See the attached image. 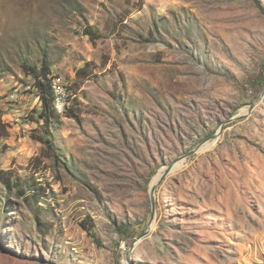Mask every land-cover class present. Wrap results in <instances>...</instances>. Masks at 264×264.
Instances as JSON below:
<instances>
[{"label":"rangeland","instance_id":"rangeland-1","mask_svg":"<svg viewBox=\"0 0 264 264\" xmlns=\"http://www.w3.org/2000/svg\"><path fill=\"white\" fill-rule=\"evenodd\" d=\"M263 89L264 0H0V264H264V97L138 239Z\"/></svg>","mask_w":264,"mask_h":264},{"label":"trees","instance_id":"trees-1","mask_svg":"<svg viewBox=\"0 0 264 264\" xmlns=\"http://www.w3.org/2000/svg\"><path fill=\"white\" fill-rule=\"evenodd\" d=\"M86 34H90L91 31L89 28L85 29ZM27 72L32 76L33 86L40 100V112L37 114L38 118L43 119L48 125L51 121L54 120L55 110L53 108L52 102V88H51V70L49 65L42 63L38 68L37 67H28L26 68ZM83 71V68H80L78 72ZM1 119V112H0ZM123 225H119L118 230L121 232ZM122 233V232H121Z\"/></svg>","mask_w":264,"mask_h":264},{"label":"water","instance_id":"water-1","mask_svg":"<svg viewBox=\"0 0 264 264\" xmlns=\"http://www.w3.org/2000/svg\"><path fill=\"white\" fill-rule=\"evenodd\" d=\"M264 97V89L262 90L261 92V95L256 99L254 100L253 102H251L249 105H248V108L246 110V112L244 113H239V114H236L235 116L229 118L228 120H226L219 128V130L212 134L208 139H217L219 137V135L221 134L222 130H223V126L224 124L226 123H229V122H232L234 120H240V119H244L246 117H248L252 110L255 108V106L261 101V99ZM202 146V143H199L198 145H196L194 148L190 149L189 151L187 152H184L182 154H180L177 158H175L173 161H171L169 164H167V166L162 170V172H160L157 176H156V179L152 182V184L150 185V189H149V195H150V200H151V215H150V222L149 224L147 225V228L139 235L138 239L142 238L143 236L147 235L149 229H150V223L152 222V219H153V214H154V204H155V198H154V194H155V190L157 189V187L161 184V182L164 180V178L168 175V173H170L173 169H175V165L176 163L182 161L193 155L194 153L200 151V148ZM134 245V242L130 244V246L128 247V249H132ZM127 251V259L130 261L129 259V254H128V250Z\"/></svg>","mask_w":264,"mask_h":264},{"label":"built area","instance_id":"built-area-1","mask_svg":"<svg viewBox=\"0 0 264 264\" xmlns=\"http://www.w3.org/2000/svg\"><path fill=\"white\" fill-rule=\"evenodd\" d=\"M51 88H52V102L55 111L61 112L65 106L64 89L65 87L60 83V80L54 76H51Z\"/></svg>","mask_w":264,"mask_h":264},{"label":"bare ground","instance_id":"bare-ground-1","mask_svg":"<svg viewBox=\"0 0 264 264\" xmlns=\"http://www.w3.org/2000/svg\"><path fill=\"white\" fill-rule=\"evenodd\" d=\"M216 141V139H214L212 142L209 141L207 142L208 144L206 145V143L204 145L201 146L200 150H204V149H209L213 144L214 142ZM183 165V162L180 161L178 163H176V165L174 166L175 168H178L179 166ZM156 179V178H155Z\"/></svg>","mask_w":264,"mask_h":264}]
</instances>
